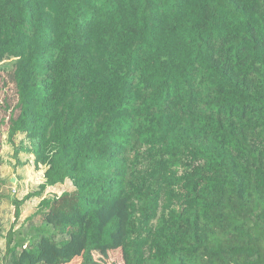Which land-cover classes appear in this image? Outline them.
<instances>
[{"label": "trees", "instance_id": "1", "mask_svg": "<svg viewBox=\"0 0 264 264\" xmlns=\"http://www.w3.org/2000/svg\"><path fill=\"white\" fill-rule=\"evenodd\" d=\"M4 60L44 179L2 264H264V0H0Z\"/></svg>", "mask_w": 264, "mask_h": 264}, {"label": "rangeland", "instance_id": "2", "mask_svg": "<svg viewBox=\"0 0 264 264\" xmlns=\"http://www.w3.org/2000/svg\"><path fill=\"white\" fill-rule=\"evenodd\" d=\"M12 61L4 60L0 63V264L5 244V234L13 229L25 230L30 225L38 223L40 216L35 214L41 197L35 196L23 199L28 193L36 190L43 181L44 167L36 168L33 163V154L19 151L14 154L13 145L7 138V119L17 101L15 86L12 81ZM13 113H17L14 111ZM22 134L14 137V146L19 145ZM69 184H58L48 187L42 196L59 195L67 189ZM14 200L20 201L19 214L15 215ZM96 258L104 264H123L119 250L97 251ZM69 264H80V259H74Z\"/></svg>", "mask_w": 264, "mask_h": 264}]
</instances>
